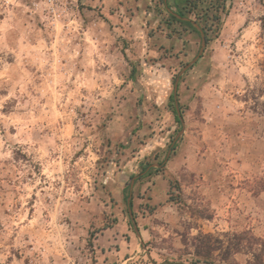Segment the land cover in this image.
Wrapping results in <instances>:
<instances>
[{
  "label": "rangeland",
  "instance_id": "obj_1",
  "mask_svg": "<svg viewBox=\"0 0 264 264\" xmlns=\"http://www.w3.org/2000/svg\"><path fill=\"white\" fill-rule=\"evenodd\" d=\"M179 7L0 0V264H264V0Z\"/></svg>",
  "mask_w": 264,
  "mask_h": 264
},
{
  "label": "trees",
  "instance_id": "obj_2",
  "mask_svg": "<svg viewBox=\"0 0 264 264\" xmlns=\"http://www.w3.org/2000/svg\"><path fill=\"white\" fill-rule=\"evenodd\" d=\"M164 2L166 1V0H163ZM184 2H191L192 0H183ZM173 2H174V5H175V7H176V9L178 10V12H179V16H181L180 17V19H182V21H183V19H184V14H185V12H184V10L181 8V7H179V2H180V0H173ZM191 7V6H190ZM215 17L218 19L217 20V22H216V24H218V22H219V16H217V15H215ZM182 24H184V25H186V26H189L191 29L193 28L192 27V23L190 22V21H186V22H184V23H182ZM193 30L196 32V29L195 28H193ZM201 31H202V33H206V30H205V32H204V29L202 28L201 29ZM204 36H205V38L207 39L208 37H207V33L206 34H204Z\"/></svg>",
  "mask_w": 264,
  "mask_h": 264
}]
</instances>
